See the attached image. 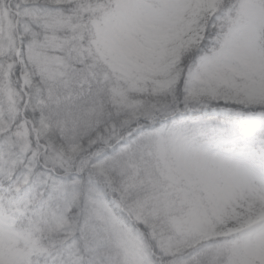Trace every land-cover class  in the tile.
<instances>
[{
	"label": "snow or ice",
	"instance_id": "6c2138e0",
	"mask_svg": "<svg viewBox=\"0 0 264 264\" xmlns=\"http://www.w3.org/2000/svg\"><path fill=\"white\" fill-rule=\"evenodd\" d=\"M0 264H264V0H0Z\"/></svg>",
	"mask_w": 264,
	"mask_h": 264
}]
</instances>
